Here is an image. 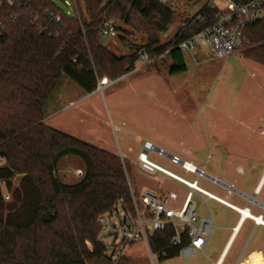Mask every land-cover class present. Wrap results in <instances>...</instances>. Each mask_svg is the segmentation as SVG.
Returning a JSON list of instances; mask_svg holds the SVG:
<instances>
[{
    "label": "trees",
    "instance_id": "16d2710c",
    "mask_svg": "<svg viewBox=\"0 0 264 264\" xmlns=\"http://www.w3.org/2000/svg\"><path fill=\"white\" fill-rule=\"evenodd\" d=\"M104 1L78 0L80 11L70 18L52 0H27L22 7L0 0V15L7 18L0 27V264H113L100 240L103 228L98 218L120 202L132 207L122 162L109 151L45 125L44 109L63 75L92 93L103 77L116 79L132 72L141 51L152 59H168L169 74L182 73L187 63L177 44L220 13L209 6L211 0H205L163 43L159 33L176 19L169 3L109 0L108 13L120 9L125 25H132V13L155 21L156 35L146 44H131L132 53L117 56L98 39ZM47 9L62 17L60 24H50L47 30L58 36L42 32L31 22L32 16ZM13 13L19 18L12 20ZM120 30L128 33L123 27ZM245 35L243 56L264 65V17L249 24ZM66 156H76L85 165V175L76 184L63 183L56 174ZM17 174L20 183L13 188ZM3 185L12 193L10 201ZM151 246L154 251L170 248L169 240L160 234L151 239ZM119 264H126V257Z\"/></svg>",
    "mask_w": 264,
    "mask_h": 264
},
{
    "label": "rangeland",
    "instance_id": "374dc122",
    "mask_svg": "<svg viewBox=\"0 0 264 264\" xmlns=\"http://www.w3.org/2000/svg\"><path fill=\"white\" fill-rule=\"evenodd\" d=\"M108 1L102 4V8H106L101 18L112 23L117 31L102 43L115 55L132 53L131 44H146L156 35L154 20L132 13V25H125L119 18L120 9L108 13ZM162 1L176 10L174 23L167 31L159 33L164 43L170 41L205 0ZM215 1L220 8H225L226 0ZM52 2L64 15L74 17L71 0ZM74 2L78 14L79 2ZM120 27L128 33H122ZM243 50L244 47L236 55L222 58L208 54L206 47L195 57L184 51L187 69L176 75L169 74L170 61L162 56L153 57L147 65L138 61L132 72L116 79L110 76L100 79L92 93H86L63 75L44 109L43 123L117 155L125 170L130 193L131 188L138 194L149 188L175 190L180 196L188 191L184 184L161 172L149 173L141 168L138 155L145 140L168 153L179 154L212 177L252 192L249 180H257L260 175L256 173L261 174L264 168V65L245 58ZM148 157L189 181L197 179L200 187L235 205L247 204L233 192L225 191L221 184L206 176L198 177L154 151ZM56 174L63 183L76 184L85 175V165L76 156H66L59 162ZM20 179V174L13 177V188L19 186ZM3 191L5 199L10 201L12 193L5 185ZM193 200L199 218L210 215L214 218L213 233L205 253H189L184 249L178 256L156 259L154 263L147 244L139 242L127 250L126 264H213L228 237L227 229L236 224L239 214L213 199H208L206 204L197 194ZM118 210L122 213L120 205ZM112 231L102 230L100 240L109 243ZM242 233L245 241L249 240L243 256L259 243L264 247L263 227L257 229L247 221ZM243 249L244 245L236 252L234 249L225 264L235 262Z\"/></svg>",
    "mask_w": 264,
    "mask_h": 264
},
{
    "label": "built area",
    "instance_id": "2783aa9c",
    "mask_svg": "<svg viewBox=\"0 0 264 264\" xmlns=\"http://www.w3.org/2000/svg\"><path fill=\"white\" fill-rule=\"evenodd\" d=\"M26 1L8 0V5L22 7ZM67 3L70 4L69 2ZM71 5L75 11V15H77V10L74 8V0H71ZM209 6L219 9L220 13L217 19L200 31L180 41L177 47L189 52L193 57L203 47L207 48L208 54L217 58L236 55L246 43V27L264 16V0H248L245 3L226 0L225 8L223 9L215 3V0H211ZM10 18L12 20L18 19L19 14L13 13ZM6 22L7 18L0 15V27ZM31 22L38 25L42 32H49L50 36H53V34L58 36L57 32L47 30H49L50 24H60L62 17L51 9H47L42 15L36 14L32 16ZM116 31V27L112 23L103 21L99 28L98 39L102 41L105 38L113 37L116 35ZM152 60L146 51L140 52L138 61L141 64H150ZM142 146L143 149L138 155L142 169L149 173L161 172L184 184L188 188V191L183 196H180L175 190L168 191L164 188H149L142 194H138L131 188V209H128L120 202L111 211L100 215L98 223L103 227V230H113L109 234V237H111L109 243L104 242L106 247L105 254L113 264H119L125 257L127 250L139 242L147 244L152 260L167 259L176 248L180 247L181 249L189 247L194 251L202 252L212 235L213 217L210 215L199 218L196 211V203L193 200L195 194L203 197L206 204L208 203V199H213L235 209L242 216H244L243 210L249 211L248 208H239L200 187L197 179L193 182L189 181L152 161L149 159L148 154L154 151L184 170L197 174L198 177L206 176L213 182L222 184L221 180L206 174L195 163L184 159L179 154L168 153L163 148L157 147L146 140L143 141ZM226 187L227 189L232 188L228 184ZM119 205L122 208V213L118 210ZM247 217L258 221L253 215H248ZM258 217L262 219V215ZM114 219H116V222ZM258 222L264 225L263 220ZM157 234H160L161 239L169 240V249L153 250L151 239ZM186 241L187 244L184 245ZM214 264H220V261Z\"/></svg>",
    "mask_w": 264,
    "mask_h": 264
},
{
    "label": "crops",
    "instance_id": "0c3cea01",
    "mask_svg": "<svg viewBox=\"0 0 264 264\" xmlns=\"http://www.w3.org/2000/svg\"><path fill=\"white\" fill-rule=\"evenodd\" d=\"M215 3H216V1H215ZM252 171L257 172V170H254V168H252ZM256 174L260 175V177L257 180L251 179V180H249V183H248L249 189H251L252 192H246V191L238 188L232 182L226 183V182L222 181V182L230 185L232 187L231 189H227L225 184H221V186H222V188L223 187L225 188V191L233 192L237 196L243 198L247 202V204L243 207H240V206L235 205L234 203L228 201L227 199H225L226 201H228L229 203H231V204H233L239 208H242V209L248 208L250 213L256 217H258L259 215H262V220H264V168H263L261 174H258V173H256ZM221 204H223V203H221ZM223 205H225V204H223ZM225 206H227V205H225ZM227 207L230 208L231 210H233L234 212L238 213L239 219L235 225H233L227 229L229 231L228 237L224 240V244L222 246L221 252H220L217 260L214 261L213 264L216 263L217 261H220V264H225L227 262L229 256H230V254L234 251V249H236L234 251V252H236L237 249L240 247V245L241 246L244 245V249H243L242 253L240 254V256L238 257V259L235 262H233L232 264H243L244 261L246 260V258H248V257L250 259H249V261L246 262V264H264V247L260 243L255 245L252 248V250L246 256H243V252H244L246 246L248 245L249 240L245 241L246 238L243 237V233H242L243 229L245 228L247 221H251L253 223V225L255 226V228H257V229L259 227L264 228V225H262L260 222L256 221L254 218L242 216L235 209H233L229 206H227ZM213 229H214V218H213ZM212 233H213V231H212ZM209 242H210V239H209L207 245L205 246V248L203 249V251L200 253H205L206 249L209 246ZM184 249H186L189 253L194 251L193 249H191L189 247H185V248L180 249L179 254ZM157 260H162V259H157ZM153 262L155 263L156 261L153 260Z\"/></svg>",
    "mask_w": 264,
    "mask_h": 264
},
{
    "label": "bare ground",
    "instance_id": "6f19581e",
    "mask_svg": "<svg viewBox=\"0 0 264 264\" xmlns=\"http://www.w3.org/2000/svg\"><path fill=\"white\" fill-rule=\"evenodd\" d=\"M261 183V182H260ZM254 200V199H253ZM255 201V200H254ZM253 203V202H252ZM243 214H244V216H248V215H253V214H251L248 210H243ZM253 217H256V216H254L253 215ZM244 218V217H243ZM256 219L258 220V221H262V219L260 218V217H256ZM264 221V220H263Z\"/></svg>",
    "mask_w": 264,
    "mask_h": 264
},
{
    "label": "water",
    "instance_id": "95a60500",
    "mask_svg": "<svg viewBox=\"0 0 264 264\" xmlns=\"http://www.w3.org/2000/svg\"><path fill=\"white\" fill-rule=\"evenodd\" d=\"M222 184H225V185H227L226 183H224V182H222Z\"/></svg>",
    "mask_w": 264,
    "mask_h": 264
}]
</instances>
